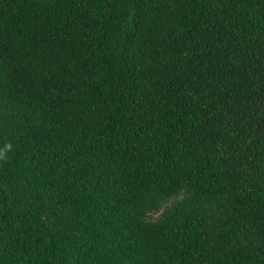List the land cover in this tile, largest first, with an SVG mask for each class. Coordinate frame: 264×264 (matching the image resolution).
<instances>
[{"label":"trees","instance_id":"16d2710c","mask_svg":"<svg viewBox=\"0 0 264 264\" xmlns=\"http://www.w3.org/2000/svg\"><path fill=\"white\" fill-rule=\"evenodd\" d=\"M0 264H264V0H0Z\"/></svg>","mask_w":264,"mask_h":264},{"label":"clouds","instance_id":"9594fccd","mask_svg":"<svg viewBox=\"0 0 264 264\" xmlns=\"http://www.w3.org/2000/svg\"><path fill=\"white\" fill-rule=\"evenodd\" d=\"M9 147H10V145H9Z\"/></svg>","mask_w":264,"mask_h":264}]
</instances>
